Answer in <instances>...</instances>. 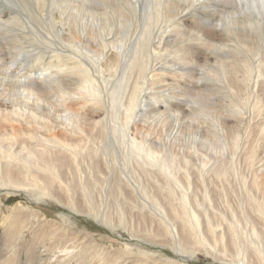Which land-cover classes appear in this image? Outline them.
<instances>
[{"label": "rangeland", "instance_id": "obj_1", "mask_svg": "<svg viewBox=\"0 0 264 264\" xmlns=\"http://www.w3.org/2000/svg\"><path fill=\"white\" fill-rule=\"evenodd\" d=\"M38 1L40 0H0V42L2 48L0 62L2 61L1 63H3L0 64V83H3L2 86L0 84V96L2 95L0 101L4 103V107L7 106L6 111H8L10 115L6 116L8 120H12L15 124L18 122L26 126L35 125L34 128L36 129H34L33 133L24 134L25 139L28 140V145L17 144L14 146V148L17 147V151H21L22 154L25 153L30 155L32 152L35 153L38 150H44L46 148L56 153H73L76 159L74 158L75 163H71V166L68 165L64 167L66 171L62 172L63 179H61V184L58 185V183L56 184L57 186L55 185L58 196L54 198L52 195L48 194L41 197L42 200L38 198L33 201L19 189H0V264H56L54 263V250L44 251L40 248V251L39 247L41 246H38L37 250L35 248L33 255L28 257L26 248H24L27 244L26 242L30 241L34 236L33 228L37 227L39 223L37 219H43L51 223L53 228L59 227L58 232H56L57 234L54 233L53 235L51 232L47 233V238H49V240L53 239L52 237L56 240H62L63 238L69 240L78 239L76 242L78 246H81L82 244L84 245V243H88L89 241H86L89 239L93 241L92 243L95 245L105 248L104 251L106 252L100 257H91L97 255V253L94 255L93 250L85 252L84 258H86V260L83 264H104L105 257H108L106 258L108 264L112 262L118 264V258L130 260L134 258L135 260L138 259V262L145 264H246L244 261H233V256H235L237 252H240V248L237 250L238 247H241L238 245L239 243H243L244 248L248 247L247 255L250 262H254L253 264H264V254L261 255L258 251L261 248L264 250V236L262 235L260 238L255 237L250 225L245 224L247 215H250V218L252 217L251 220L256 221L260 230L264 231V220L260 217V212L256 210L255 201L249 198V195H251L250 191L248 192V189H245V183H250L255 174L259 176V179L264 180V144L261 139L262 135L260 131L254 134V126L251 124H248V126L243 125L240 128L239 133L241 131V135L239 134L240 138L237 143L235 141L233 142L232 139L230 140L229 137H226V134L222 132L214 111L216 109L217 111L220 110L221 114L225 115L229 113L228 111H230L231 108L235 107L232 105L234 98L230 96L231 92H226L223 86L224 84L221 81L222 71L220 67L212 65L210 66L211 68H206L207 72L203 71L201 66H188L184 69H180L179 71L184 75H188V73L191 74L190 71H194L196 72V77H202L204 75L206 77L199 83L198 89L200 90L197 89L198 91H193V96L187 99L186 94L190 93L188 88H183L181 84L178 85L176 82H174L173 87L171 83L165 80L167 74H172V71H177L176 67L172 64H157L156 67H152L155 74L152 81L150 79L148 81H143V79L140 78L141 84L144 85L142 88H146L144 89L145 96L140 95L142 99L139 104H142L141 108L145 109L139 110L140 112H133V115L127 119L126 116L129 112V92H124V81H121L117 75H113V72L110 73L107 69V65L110 64L108 60L109 55L116 52V48H111V42L117 36L116 32H118L119 21L121 20V16H123L121 10L132 8L128 0H114L113 4L110 3L107 7H103L104 9L100 8L97 10L96 8L93 9L94 6L90 3V0ZM119 9H121L120 11L122 12L120 14L118 12ZM99 12H102V14L100 13L98 15L97 13ZM108 13L110 15H108ZM96 15L98 16L97 19L95 18ZM106 23H109V26ZM98 25L100 27L99 29L97 28ZM113 31H115V34H113ZM68 32L70 33V37L67 35ZM73 32L74 34H72ZM92 32H94L96 36L93 35ZM86 37L96 38L86 45L84 42ZM126 41L128 42L127 37ZM137 41L138 38L131 43L128 42L129 50L134 48L133 45H135ZM219 43L221 45L224 44L223 41H219ZM162 67L165 69L163 70ZM152 69L148 70V72L151 73L150 75L153 74ZM170 69L171 72L169 71ZM175 77L179 79L180 76L175 75ZM35 80L49 85L52 92L49 95L50 98L47 100L48 104H46L45 101L43 104L41 103V105H38L36 110H31L28 105L30 100H28L27 97V90L25 92V89H16L17 94L14 96L13 90H10V83L31 84L34 83ZM131 80L130 84L132 82ZM88 83H90V87ZM148 84L151 89L148 87ZM73 89H75V91ZM5 91L9 93L7 97H5ZM197 95H199L200 98L203 97L202 99L204 100L201 101ZM178 97L188 100L189 104L185 105L183 101L177 100ZM16 102L19 103L18 106ZM61 102L65 104L63 105ZM177 103L182 104L178 105ZM59 104L61 105L59 106ZM121 104L123 110L121 109ZM16 106L18 108H16ZM182 108H184L183 110L185 111L182 110L181 112ZM27 109L29 112L26 111ZM246 111L248 115H245V118L250 119L252 115L250 112L251 109L249 110V107H247ZM34 112L36 115L33 114ZM74 115L75 118L73 117ZM127 120L128 123H126ZM164 120L165 124H163ZM253 120L257 119L254 118ZM253 120L251 118L250 121L253 122ZM35 121H37V123ZM29 122L32 123L29 124ZM41 124H43V127ZM10 127H7L9 132L13 129L12 125H10ZM45 127H47V130ZM48 129L50 132L52 131L51 136H49L50 132ZM100 129L103 130V133H100ZM63 130L66 131L65 133L67 135L64 136L68 139L65 141L69 142L71 146L69 144L62 145L61 142L59 143L57 141V137L54 136L56 133L64 132ZM252 131L253 133H251ZM2 132L3 128L1 129V133ZM9 132L8 134L3 133L1 136L11 137L12 133ZM234 132L236 131H233V133ZM246 133H248V135ZM100 138L101 140H99ZM163 142H165V144ZM253 143L257 146L259 154L254 161H252V158H249L252 153L250 149L254 145ZM150 148L155 152L153 157L149 156L151 152ZM21 149L23 151L25 149V151L23 152ZM75 149H78L77 153ZM29 151H31L30 154ZM246 154L248 155L246 156ZM158 157L160 158L158 159ZM169 159L172 161V164L171 161H168ZM161 160L164 162L166 161L165 163L170 162L167 164L170 166V169L168 168L167 170V168L162 169L159 167ZM153 162L156 165L153 164ZM98 163L101 169H97ZM221 164L222 167L220 166ZM217 165L218 170L216 171ZM172 166L176 167V169L179 167V171H176L174 167L171 168ZM185 166L187 168H185ZM211 166H214L215 171ZM224 166L226 167V171L224 174H219L224 170ZM191 168H193L192 171ZM149 170L155 172V175L146 172ZM193 170L195 173H193ZM114 171L116 172L113 176ZM119 172L124 176V179H126L125 182L128 186L126 190H122L121 185L116 182L115 175ZM167 172L171 173L167 174ZM66 173L70 176H67ZM162 174L165 175L164 180L160 179ZM65 175L66 177H64ZM136 175L137 177H135ZM89 176H92V181L88 179ZM72 178H75L76 181L74 179V182L71 181ZM174 178L175 180H173ZM176 178L181 180L176 182ZM188 178L192 182L191 185H193L190 190L187 189ZM68 181L70 185L67 184ZM148 181L150 183H148ZM163 181L165 182L163 183ZM154 184L158 187L163 185L168 188L170 194L174 198L173 203L175 205L178 204L177 206H179V208L181 207L180 209L186 211L192 210L194 207L196 210L198 209L199 211L210 213L217 222L219 218L222 217L223 219L220 218V220H222V222L224 221L223 228L228 234L227 238L230 246L226 253L224 249L218 245V250L213 249V253L197 250L195 254L193 253L189 255L187 259H184L177 255L173 244L164 240L163 237L155 240L154 244L139 234H132L131 231L133 232L135 229L141 230L146 227L151 229L152 227L157 228L158 224H162V221L165 224H173V216H171V211L168 209L169 206L165 203V200L161 199L163 198V196H161L163 193L154 189V187H152ZM165 187L163 188L164 190H166ZM185 191H187L186 193H190L189 197H191V204L182 199V195L185 194ZM120 192L124 193L121 194ZM208 194L209 197L207 196ZM60 195L64 201H61ZM56 197L60 199L58 200ZM71 199L72 201L75 200L77 203L82 202L85 208L75 210ZM19 203H21L25 209L27 208V211L32 216L30 219L26 213L27 217H23L25 211H20L22 214L21 217L23 218V225H30L17 234L15 238V247H11L8 246L9 241L7 238H9L10 235L6 233L7 225L3 224V220L5 215L12 213L13 211L11 210ZM97 206L99 207V217L103 218L98 217L96 219L94 217L98 212ZM139 206L143 209L139 208ZM199 207H201V209ZM89 210L92 211L90 212ZM36 212H39L37 217L35 216ZM204 212L203 214L205 215ZM106 216H110V223L103 222ZM236 228L238 229V235L241 239H239V243L237 242L238 244L234 243L233 230H236ZM142 231L146 232L144 230ZM232 238L233 243H231ZM237 239L238 237L236 241ZM49 240L47 241V245L51 243ZM129 245L134 248L140 247L143 251L145 250V256L138 254L141 252H135V255L133 254L132 256L128 254L127 247H129ZM245 250L246 249H244V251ZM15 251L17 252L15 253ZM46 252L49 253L47 254ZM108 255H110V257ZM111 256L115 258L112 260ZM87 257H91L89 262ZM121 264H124V262Z\"/></svg>", "mask_w": 264, "mask_h": 264}, {"label": "bare ground", "instance_id": "obj_2", "mask_svg": "<svg viewBox=\"0 0 264 264\" xmlns=\"http://www.w3.org/2000/svg\"><path fill=\"white\" fill-rule=\"evenodd\" d=\"M40 1L44 2L43 0H40ZM40 1H38V2H40ZM90 3L93 4V6H94L93 9L96 8V10H97V9L103 8L105 6L107 7L110 3L113 4L114 0H90ZM128 3L131 5L132 8H129L128 10L127 9L126 10L119 9V11H118L119 14L123 12V16H121V20L119 21L120 24L118 26V30H117L118 32H116L117 36L111 42V48L112 49L116 48V52L111 53L109 55V57L105 54L108 57V60L110 63L108 65L106 64L107 69L109 70L110 73L113 72L112 73L113 75H117L121 81H124V86H125L124 92H127V91L129 92L128 95L130 97H129V105H128L129 107L128 108H129L130 113L128 112L126 118L127 119L130 118L133 115V112H135V111L145 109V108H141L142 104H139V103H141V99H142V98H140L141 97L140 95L145 96L144 95V89L146 88V87L144 89L142 88L144 85L141 84L140 78L143 79V81H148L149 79L152 81L153 77L155 75L152 67H156L157 64H159V63L172 64L176 67L177 71H175V70H174L175 72L172 71V74H170L168 72L169 74H167L166 79L165 78H163V79H165L168 83H171L172 86H173L174 82H176L178 85L181 84L183 86V88L184 87L188 88V91L190 93L186 94L187 99H189L190 97L193 96L192 92L196 91L199 88L200 81L205 79L206 77H205V75L202 77H196V75H195L196 72H194V71H190L191 74L188 73V75L187 74L184 75V74H181V72L179 70L184 69L185 67H188V66H190V67H192V66L200 67L201 66L203 68V71L207 72L206 68H208V67L211 68L210 66L217 65L220 67V69L222 71L221 81L224 84L223 86L226 89L227 93L231 92V95L230 94L229 95L233 96L234 99L232 101V105L235 107V108H231V109L229 108L230 109V111H228L229 113H227L225 115H222L220 110L217 111V109H216L214 111L216 114V120H217L218 124L220 125L222 132L224 134H226V137H229L230 140L232 139L233 142L235 141L237 143V141L240 138L239 134L241 135V131L239 133L240 128L243 125L248 126V124H251L254 126V128H253L254 134H256L257 132L260 131V133L262 135V137H261L262 143L264 144V0H128ZM100 13L102 14V12H99L97 14L99 15ZM105 15H107V14H105ZM108 15H110V14L108 13ZM97 17L98 16L96 15L95 18L97 19ZM99 19L101 20L100 17H99ZM106 19H108V18H106ZM90 22H91V20H90ZM99 25L97 27L98 29L100 28ZM108 29H110V28H108ZM95 31H97V30H95ZM94 32H92L93 35H95ZM113 32H114L113 34H115V31H113ZM72 34H74V32ZM67 35L69 36L70 33L68 32ZM93 35H92V37H93ZM69 37H68V39L70 40ZM74 37H75V35H74ZM92 37H90V38L86 37L84 39V42L86 43V45L89 44V42L93 41V39L95 40L96 37H94V38H92ZM126 37H127L128 42H130V43L138 38L137 43L135 45H133L134 48L129 50L128 42L126 41ZM64 38H65V36H64ZM110 39H107V40H110ZM98 41H99V39H98ZM219 41H223L224 44L221 45L219 43ZM104 43H106V42H104ZM77 45H79V44H77ZM106 47H110V46H106ZM104 49H108V48H104ZM102 51H103V48H102ZM1 52H2V48H1V42H0V54H1ZM108 52H110V51H108ZM107 57H105V58H107ZM101 58H102V56H101ZM1 62H0V64H3ZM182 65H185V66H182ZM5 67H6V65H5ZM76 68H78V67H76ZM149 69H152V73H153L152 75H150L151 73L148 72ZM162 69H163V67H162ZM73 70H75V69H73ZM73 70H72V72H73ZM119 70H121V71H119ZM156 70H158V69H156ZM191 70H194V69H191ZM169 71L171 72V69ZM79 72H80V70H79ZM219 74H221V73H219ZM175 75L180 76L179 79H176ZM211 75H213V74H211ZM2 76H3V74H2ZM157 77H158V75H157ZM163 77H165V76H163ZM219 77H220V75H219ZM20 78H21V76H20ZM22 79H23V77H22ZM115 79H116V76H115ZM111 80H112V78H111ZM130 80L132 81L131 84H130ZM175 80H177V81H175ZM115 83H117V82H115ZM115 83H113V84H115ZM2 84H1V86H2ZM10 84H11L10 90H13L14 96H15V94H17L16 89H19V90L25 89V92L27 90V92H26L27 97H28V100H30V102H31V103L29 102L28 105H29L31 110H36L37 109L36 107L38 105H41V103L43 104L45 101H46L45 103L48 104L47 100L50 98L49 95L51 94L52 90H51V88H49V85L45 84L44 82L35 80L34 83H31V84L30 83L29 84H25V83H23V84L22 83H14L13 84V83H10ZM88 84L90 87V83H88ZM91 84H94V83H91ZM149 84H148V87H149ZM104 85H106V84H104ZM71 86H73V85H71ZM172 86H171V88H172ZM203 86H204V83H203ZM118 87H119V84H118ZM92 88H94V87H92ZM95 88H96V86H95ZM97 89H99V88H97ZM73 90L75 91V89H73ZM180 90H182V89H180ZM198 90H200V89H198ZM97 93H100V92H97ZM8 94L9 93H7L5 91V97H7ZM176 95H177V92H176ZM178 95H180V94H178ZM197 97L199 99H201V101L204 100V99H202L203 97L200 98L199 95H197ZM151 98H153V97H151ZM178 98H177V100L183 101L185 103V105L189 104L188 100H185L183 98H179V99ZM15 100H17V99H15ZM144 101H145V99H144ZM7 103H9V102H7ZM12 103H14V102H12ZM109 103H110V101H109ZM16 104L18 106L19 103L16 102ZM62 104L64 105L65 103H62ZM181 104H178V105H181ZM60 105L61 104H59V106ZM200 105H201V103H200ZM4 106H5L4 103H2V101H0V189H2V188H4V189L5 188L6 189L7 188L8 189H19L22 191V193H25L33 201L37 200L38 198L43 197L44 195H48V194L52 195L53 198L55 196H58V191L56 190L55 185L58 183H59L58 185L61 184V179H63L62 178L63 177L62 172L66 171V170H64V167H67L68 165L71 166L73 164V162L75 163L74 154L73 153H70V154L69 153H63V152L56 153V152H52L50 150H47L46 148L44 150H38L35 153L32 152L31 154H30L31 151H29L30 155H27L25 153L22 154L21 151H17L16 150L17 147L14 148V146H16L17 144L28 145V140L25 139L24 134L33 133L34 129H36V128H34L35 125L26 126V125H23V123H18V122H17L18 124L17 123L15 124L12 122V120H8V118L6 116H10V115H9V112L6 111L7 106L6 107H4ZM17 106H16V108H18ZM22 106H25V105H22ZM182 106H184V105H182ZM26 107H27V105H26ZM168 107H170V106H168ZM247 107H249V110L251 109L250 112L252 113V115L250 117L252 118V120L254 118L257 120H253V122H251L250 121L251 118L250 119L245 118L246 117L245 115H248V114H246L247 113V111H246ZM16 108H15V111H16ZM28 109L26 111H28ZM121 109H122V104H121ZM183 109L184 108L181 109V112ZM15 111H14V113H15ZM183 111H185V110H183ZM46 112H48V111H46ZM21 113H22V111H21ZM33 114L36 115L35 112ZM19 115H21V114H19ZM73 117L75 118V115ZM112 117H114V116H112ZM212 117H214V116H212ZM3 118L5 119V121ZM51 119H53V118H51ZM19 120H20V118H19ZM68 120H69V118H68ZM68 120H67V122H68ZM38 121H40V120H38ZM35 122L37 123V121H35ZM31 123L29 122V124H31ZM121 123H122V121H121ZM126 123H128V120L126 121ZM163 124H165V120H164ZM10 125H12V127H13L12 131H10L12 133V136L11 137H2L1 134H3V133L8 134L9 131H8L7 127L8 126L10 127ZM103 125H105V124H103ZM41 126L43 127V124H41ZM185 126H186V124H185ZM48 127L50 128L49 124H48ZM2 128H3V132L1 133ZM46 128L47 127H45V129ZM76 129H77V127H76ZM46 130H45V132H46ZM103 130H104V128H103ZM103 130L100 129V133H103ZM36 131H39V130H36ZM36 131H35V133H36ZM233 131H236V132L233 133ZM49 132H50V130H49ZM51 132H50L49 136H51ZM65 132L66 131L59 132V133H56V135H54L57 137V141L59 143L61 142L62 145H68L69 144V142L65 141V140H68L64 136V135H67ZM42 133H44V132H42ZM251 133H253V131ZM246 134L248 135V133H246ZM99 140H101V138ZM51 141H52V139H51ZM109 141H110V139H109ZM52 143H51V146L53 145ZM163 143L165 144V142H163ZM69 145L71 146V144H69ZM29 146H32V145H29ZM96 146H98V145H96ZM151 148H150V150H151ZM87 149H89V148H87ZM77 150H76V153H77ZM24 151H25V149H24ZM87 151H89V150H87ZM145 151H146V149H145ZM250 152H252V153H251L249 158L250 159L252 158V161H254L259 156L257 146L255 144L251 147ZM103 153H105V152H103ZM263 153H264V150H263ZM154 154H155V152L151 150L149 156L153 157ZM86 155H87V153H86ZM247 155L248 154H246V156ZM157 156H158V154H157ZM159 158L160 157H158V159ZM190 159H192V158H190ZM161 161H160L159 167H161L162 169L167 168V170H168V168L170 166H168L167 164L170 162L165 163L166 161L165 162L163 160H161ZM168 161H171V160L169 159ZM186 163H187V161H186ZM153 164H155V163L153 162ZM171 164H172V161H171ZM192 164H193V162H192ZM186 166H185V168H187ZM220 166L222 167V164ZM173 167L174 166H172L171 168H173ZM155 168H158V167H155ZM174 168L176 169V167H174ZM212 168L215 171L214 166ZM217 168H218V165L216 167V171L218 170ZM97 169H101V168H99V163L97 164ZM178 169H179V167H178ZM178 169H176V171H179ZM192 169L193 168H191V171H192ZM223 169L224 170L221 171L223 173L220 172L219 174H224V172L226 171V167L224 166ZM145 170H146V168H145ZM210 170H212V169H210ZM186 171H187V169H186ZM71 172H72V170H71ZM115 172L116 171L113 172V176H114ZM146 172H150V173H152V175L153 174L155 175V172H153L152 170H149ZM168 173L169 172H167V174ZM193 173H195L194 170H193ZM163 174H165V173H163ZM163 174L160 176L161 177L160 179H162V180L165 179V175H163ZM219 174H218V176H219ZM67 176H70V175L67 174ZM71 176H72V174H71ZM83 176H85V175H83ZM172 176H173V174H172ZM64 177H66V175ZM115 177H116V182L119 185H121L122 190L128 189V186L126 185V182H125L126 179H124V176L120 172L117 173L115 175ZM135 177H137V175ZM157 177H158V175H157ZM260 178H262V177H260ZM64 179H66V178H64ZM67 179H69V178H67ZM73 179L75 180V178H72L71 181H73ZM88 179L90 181H92L93 178H92V176L91 177L89 176ZM173 180H175V178ZM176 180H177L176 182H178V180H181V179L176 178ZM164 182L165 181H163V183ZM65 183H66V181H65ZM93 183H94V181H93ZM148 183H150V182L148 181ZM191 183H192L191 180L188 178L187 189H189V190L193 186V185H191ZM67 184H69V181ZM245 184H246L245 189H248V192L250 191V193H251V195H249V198L255 201L256 210H258V212H260L261 216L260 215L259 216L262 217L264 220V180L259 179V176H257L255 174L253 176V178L251 179L250 183H245ZM63 185H66V184H63ZM59 187H61V186H59ZM152 187H154V189H157V191L159 190L161 193H163L161 196H163L164 199L163 198H161V199L165 200V203L169 206L168 209H170L171 214H172L171 216H173V224H171V225L165 224L162 221V224H158L157 228L152 227V229H151V228L146 227V228L141 229V230H139L137 228L138 230L135 229V230H133V232L131 231L132 234H134V235L139 234V235L145 237L146 239H148L152 243H154L155 240L161 239L163 237L164 240L169 241L173 244L177 255L183 257L184 259H187L188 256L193 254V253L195 254L197 252V250L208 251L210 253H213V249H217L218 245H220L221 248L224 249V251L226 253V251L229 249L230 246H229L228 238H227L228 234L226 233V231H224V228H223V222L224 221L222 222V220H220V218L223 219L222 217H220L218 222H217L214 220L213 216L210 213H205L203 211L205 213V215H204L202 211H199L198 209L196 210L194 207L192 208V210H186V211L184 209H180L181 207L179 208V206H177L178 205L177 203H176L177 205H175L173 203L174 198L170 194V190H168V188H166L163 185H160V187H158L156 184H154ZM164 187L166 188V190L163 189ZM145 190H147V189H145ZM93 191H94V189H93ZM186 192L187 191H185V194L182 195V197H183L182 199L185 202L191 204V199H190L191 197H189L190 193H186ZM123 193H121V194H123ZM195 193H197V192H195ZM253 194H255V195H253ZM194 195H196V194H194ZM207 196L209 197V194ZM56 198L58 199V197H56ZM60 198L62 201L63 199H62L61 195H60ZM76 198H74V199H76ZM41 200H42V198H41ZM206 201H208V200H206ZM71 202H73L72 204H73V207L75 208V210L85 208L82 202L77 203L75 200L72 201V199H71ZM90 204H92V203H90ZM93 204H94V201H93ZM68 205H71V204L69 203ZM93 206H96V205H93ZM73 207H71V208H73ZM139 208H141V207L139 206ZM199 208L201 209V207H199ZM98 209H99V207L97 208V211H98ZM141 209H143V208H141ZM9 210H11V209H9ZM21 210L25 211V214L23 217H27V214H28L29 218L31 219L32 215L29 214V212L27 211V208L25 209L23 207V205L21 203H19L16 207L13 208V210H11V211H13L12 213L5 215L4 220H3V224L7 225V232L6 233H8L10 235L9 238H7V240L9 241L8 246H11V247L12 246L15 247V238L17 237V234L19 232H22L23 229L28 228L29 227L28 225H30V224H27L25 226L23 225V223H22L23 218L21 217L22 214L20 213ZM38 213L39 212L35 213L36 217H37ZM92 213H90V214H92ZM98 213H99V211L94 215V217L96 219L100 215V213L99 214ZM248 213H250V212H248ZM1 216H2V214H1ZM109 217L108 216L104 217L103 222L104 223H110ZM99 218H103V217H99ZM246 218L247 219H246L245 224L250 225V228L252 229L253 235L257 238L262 237V235L264 236V231L260 230L256 221L251 220L252 217L250 218V215H247ZM37 221L39 222L37 227L34 226L35 228H33L34 229V236L32 237V239L30 241L26 242L27 244L24 246V248H26L28 257H31L33 255V253L35 252V248L37 250L38 246H41V247H39V249L42 248L44 251L54 250V252H53V253H55L54 254L55 255L54 256V258H55L54 263H56V264H83L86 260V258H84V255L86 254L85 252L93 250L94 255L97 253V255L91 256V257H96V256L100 257V256H102V254H104L106 252V251H104L105 250L104 247H102V246L100 247L99 245H95L94 243H92L93 241H91L89 239L86 241V242L89 241L88 243H84V245L82 244L81 246H78V244L76 242V241H78V239L77 240H75V239L69 240V239L63 238L62 240H59V239L56 240V239H54V237H52L53 239L49 240V238H47L48 237L47 233L51 232L54 235V233L58 232L59 227L53 228L51 223L46 222L43 219H41V220L37 219ZM240 225H241V223H240ZM238 227H239V225H238ZM142 230H144L146 232H143ZM71 234H72V232H71ZM238 234L239 233H238L237 228H236V230H233L234 243H236V244L239 243V239H240V236ZM237 237H238V239L236 241ZM139 238H140V236H139ZM48 240L51 241V243L49 242L50 243L49 245H47ZM232 241H233V238L231 239V243H233ZM241 244L240 243L238 244L241 246V247H238V249H237V250H239V248H240V250H239L240 252H237V254L235 256H233V261H242V262L244 261L246 264H253L254 262L252 263V262H250V260H248V255H247L248 247L244 248L243 243H241ZM133 246H135V245H133ZM24 248H23V250H24ZM244 249H246V250L244 251ZM40 251H41V249H40ZM258 251L261 255L264 254V250H262V248ZM16 252L17 251H15V253ZM135 252H141L138 254H140L141 256H145V250L143 251L140 247L134 248L131 245H129V247H127V253L130 254L131 256ZM46 253L48 254L49 252H46ZM62 255H63V258H62ZM108 256L110 257V255H108ZM91 257H87L88 262L91 259ZM106 258H108V257L104 258V264H108V260ZM114 258L115 257L111 256L112 260ZM117 260H118V264H121L122 262H124V264H145V263L138 262L137 261L138 259L135 260L134 258L132 260L118 258ZM114 262H116V261H114ZM111 264H114V263L112 262Z\"/></svg>", "mask_w": 264, "mask_h": 264}]
</instances>
